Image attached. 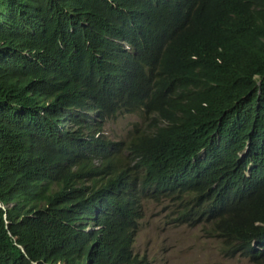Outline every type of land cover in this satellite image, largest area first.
<instances>
[{"label":"trees","instance_id":"16d2710c","mask_svg":"<svg viewBox=\"0 0 264 264\" xmlns=\"http://www.w3.org/2000/svg\"><path fill=\"white\" fill-rule=\"evenodd\" d=\"M166 199L264 264V0H0V264H149Z\"/></svg>","mask_w":264,"mask_h":264},{"label":"rangeland","instance_id":"374dc122","mask_svg":"<svg viewBox=\"0 0 264 264\" xmlns=\"http://www.w3.org/2000/svg\"><path fill=\"white\" fill-rule=\"evenodd\" d=\"M141 117V111L118 113L109 118L104 132L111 139H125ZM169 207L168 199L145 201L134 248L146 255L149 264H254L244 256L223 252L220 242L207 237L199 226L169 224Z\"/></svg>","mask_w":264,"mask_h":264},{"label":"clouds","instance_id":"9594fccd","mask_svg":"<svg viewBox=\"0 0 264 264\" xmlns=\"http://www.w3.org/2000/svg\"><path fill=\"white\" fill-rule=\"evenodd\" d=\"M145 201H148V202H149V201H151V200H145ZM145 201H144V212H145ZM140 220H141V219H140Z\"/></svg>","mask_w":264,"mask_h":264}]
</instances>
